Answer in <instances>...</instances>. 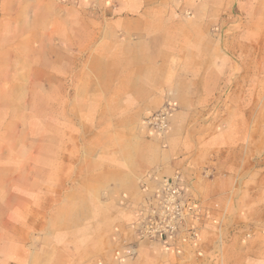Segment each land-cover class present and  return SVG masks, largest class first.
I'll return each mask as SVG.
<instances>
[{
	"label": "rangeland",
	"instance_id": "374dc122",
	"mask_svg": "<svg viewBox=\"0 0 264 264\" xmlns=\"http://www.w3.org/2000/svg\"><path fill=\"white\" fill-rule=\"evenodd\" d=\"M123 159L137 194L99 178ZM1 221L69 264H264V0H0Z\"/></svg>",
	"mask_w": 264,
	"mask_h": 264
},
{
	"label": "crops",
	"instance_id": "0c3cea01",
	"mask_svg": "<svg viewBox=\"0 0 264 264\" xmlns=\"http://www.w3.org/2000/svg\"><path fill=\"white\" fill-rule=\"evenodd\" d=\"M132 60H135L138 58L139 54L137 51V47H132ZM148 80V79H147ZM144 81L141 78H135L132 81H127V83L119 84V86L123 85L126 89V94L123 95H116V98H125L127 100L133 101L138 100L140 98L144 97H155L160 98L157 93H155L153 87L148 84V81ZM116 89V86L115 88ZM116 93H120L117 90H114ZM146 94V95H145ZM144 95V96H143ZM151 95V96H149ZM148 149H152L153 153L147 156L145 164L146 170H149L156 165L161 164L160 157L157 155V152L155 151V148L152 144L147 145ZM124 163L119 165L118 167H114L111 165H105L103 172L100 173L99 178L100 179H112L113 176L111 174H114L115 180L118 182V184L113 187L114 191H118L119 193L123 194L125 191H129L128 188H125V185L129 183H134V175H132L128 167V162L123 159ZM110 164V163H109ZM124 185V188L123 186ZM136 190H138V186H135L129 191L130 193H136ZM127 201L126 199H123V205H126ZM8 226L4 225V222L1 221L0 223V264H69L68 261V254L67 253H59L56 254L55 257H52L50 254L51 252L46 250L45 252H41L39 254L35 252H29L27 254H20L19 248L16 246V244L19 243L18 236L12 235V231L6 230ZM167 241V240H166ZM164 241V243L166 242ZM162 242V240H160ZM163 243V244H164ZM167 243V242H166ZM148 247V245H140L135 244L133 250L136 253H139L143 247ZM156 249L162 248V251L167 250L166 245L163 247L162 244H156L154 246ZM161 250V249H160ZM168 251L169 258H174V252ZM172 264V263H169Z\"/></svg>",
	"mask_w": 264,
	"mask_h": 264
},
{
	"label": "built area",
	"instance_id": "2783aa9c",
	"mask_svg": "<svg viewBox=\"0 0 264 264\" xmlns=\"http://www.w3.org/2000/svg\"><path fill=\"white\" fill-rule=\"evenodd\" d=\"M177 192L174 186L166 185L162 199L160 200V207L155 211L156 217H143L140 222L138 232L141 238L157 239L173 232V227L170 225V222L180 214L178 204L174 198Z\"/></svg>",
	"mask_w": 264,
	"mask_h": 264
}]
</instances>
